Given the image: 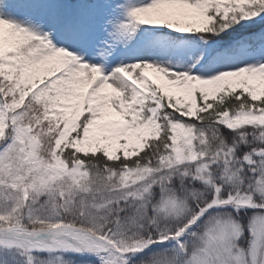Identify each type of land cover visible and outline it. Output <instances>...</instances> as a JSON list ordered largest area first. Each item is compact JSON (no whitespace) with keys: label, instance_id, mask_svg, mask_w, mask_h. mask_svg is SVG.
Here are the masks:
<instances>
[{"label":"snow or ice","instance_id":"1","mask_svg":"<svg viewBox=\"0 0 264 264\" xmlns=\"http://www.w3.org/2000/svg\"><path fill=\"white\" fill-rule=\"evenodd\" d=\"M0 264H264V0H0Z\"/></svg>","mask_w":264,"mask_h":264}]
</instances>
